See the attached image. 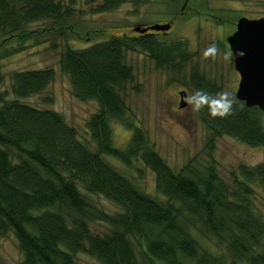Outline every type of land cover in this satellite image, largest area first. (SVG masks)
Returning a JSON list of instances; mask_svg holds the SVG:
<instances>
[{"label":"trees","instance_id":"1","mask_svg":"<svg viewBox=\"0 0 264 264\" xmlns=\"http://www.w3.org/2000/svg\"><path fill=\"white\" fill-rule=\"evenodd\" d=\"M130 1L89 3L100 15ZM74 15L72 7L60 0H0V62L26 49L33 24L52 21L60 26L56 31L65 34ZM135 28L133 36H114L83 50L67 49L59 61L73 96L99 106L86 124L96 151L79 139L60 113L20 102L45 92L55 79L53 69L14 73L10 85L14 100L2 88L0 69V237H15L21 264H77L79 254L100 264H264V222L252 205V186L264 191V162L240 165L234 187L220 179L214 165L203 172L175 173L145 132L130 121L124 93L134 73L126 53L148 52L158 65L172 54L156 41L160 34L142 35ZM180 47L172 46L183 53ZM197 87L210 96L218 93L201 79ZM232 100L227 116L212 117L207 106L197 112L211 140L227 136L264 149V113L247 108L235 96ZM115 123L132 132L124 150L113 145ZM105 157L127 167L140 160L155 174L156 191L166 201L141 190ZM80 188L103 197L120 213L100 210ZM93 222L108 225L110 231L94 235ZM191 230L214 240L225 255L203 248Z\"/></svg>","mask_w":264,"mask_h":264},{"label":"rangeland","instance_id":"2","mask_svg":"<svg viewBox=\"0 0 264 264\" xmlns=\"http://www.w3.org/2000/svg\"><path fill=\"white\" fill-rule=\"evenodd\" d=\"M60 1L74 10V18L68 21L70 30L62 34L56 31L60 26L52 21L33 24L26 49L0 62L4 76L2 88L8 93L9 100L15 99L10 87L14 73L53 69L55 79L47 90L20 102L60 113L77 130L79 139L96 151L86 124L98 113L99 106L96 102H82L73 96L69 80L60 70L62 53L67 49H87L114 36H133L137 26L172 23L169 35L155 37L159 44L166 46L167 52L172 53L171 57L161 61V65L148 52L126 53V62L134 73L124 93L130 121L145 132L150 145L175 173L187 169L203 172L214 165L220 179L234 187L233 176L238 177L240 165L255 167L264 162L263 148H252L227 136L211 140L210 131L191 105L180 108L181 92L191 96L199 90L198 79L212 85L214 91L218 89V93L227 92L230 98L235 95L240 76L234 68L227 39L236 32L241 18H264V0H132L113 12L100 15L93 13L94 5L89 0ZM177 44H181L183 53L173 50L172 46ZM213 44L217 49L215 55H205L206 49ZM10 45H16V41ZM262 122L264 124V114ZM111 128L113 145L124 150L132 132L119 123L112 124ZM105 159L148 195L166 201L156 191L155 174L140 160L127 167L115 159ZM252 189L254 211L264 222V191L256 185ZM80 191L105 213H120L117 206L103 197L89 194L82 188ZM90 230L94 235L103 236L110 227L93 222ZM191 232L203 248L214 255H225L224 248L214 240L204 238L194 230ZM22 260L15 237L12 234L0 237V264H21ZM76 260L77 264H100L86 254H79Z\"/></svg>","mask_w":264,"mask_h":264},{"label":"water","instance_id":"3","mask_svg":"<svg viewBox=\"0 0 264 264\" xmlns=\"http://www.w3.org/2000/svg\"><path fill=\"white\" fill-rule=\"evenodd\" d=\"M171 24H157L144 28H135V32L145 34L148 31L167 33ZM234 68L240 76L235 98L244 102L247 108H258L264 113V18L249 20L241 18L236 32L228 37ZM186 92H181L180 108L186 107Z\"/></svg>","mask_w":264,"mask_h":264},{"label":"clouds","instance_id":"4","mask_svg":"<svg viewBox=\"0 0 264 264\" xmlns=\"http://www.w3.org/2000/svg\"><path fill=\"white\" fill-rule=\"evenodd\" d=\"M217 49L215 44L206 49L205 55H215ZM187 105H191L194 112H199L205 106L208 107L209 113L212 117H224L231 113L233 100L227 92L218 93L215 96L197 90L191 96H185Z\"/></svg>","mask_w":264,"mask_h":264},{"label":"flooded vegetation","instance_id":"5","mask_svg":"<svg viewBox=\"0 0 264 264\" xmlns=\"http://www.w3.org/2000/svg\"><path fill=\"white\" fill-rule=\"evenodd\" d=\"M171 25H173V24L171 23ZM146 27H147V26H146ZM149 27H150V26H149ZM171 29H172V28H171ZM170 32H171V30H170L169 32H167V33L148 31V32L145 33V34L151 33V34H164V35H169ZM142 35H143V34H142Z\"/></svg>","mask_w":264,"mask_h":264}]
</instances>
